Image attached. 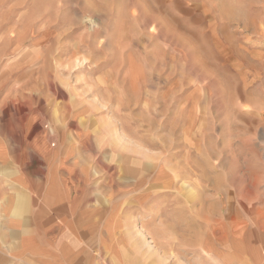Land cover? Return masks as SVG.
Returning a JSON list of instances; mask_svg holds the SVG:
<instances>
[{
    "label": "rangeland",
    "instance_id": "374dc122",
    "mask_svg": "<svg viewBox=\"0 0 264 264\" xmlns=\"http://www.w3.org/2000/svg\"><path fill=\"white\" fill-rule=\"evenodd\" d=\"M35 131L76 143L101 132L106 157L82 148L93 180L129 179L139 164L141 192L160 198L145 204L149 227L179 195L205 217L264 211V0H0V147Z\"/></svg>",
    "mask_w": 264,
    "mask_h": 264
},
{
    "label": "crops",
    "instance_id": "0c3cea01",
    "mask_svg": "<svg viewBox=\"0 0 264 264\" xmlns=\"http://www.w3.org/2000/svg\"><path fill=\"white\" fill-rule=\"evenodd\" d=\"M87 144L106 157L108 145L101 132L76 143L35 131L18 149L0 147V156L19 157L0 160V264H142L145 251L146 263L156 264L157 247L180 257L195 255L191 261L179 258L163 264H211L196 257L211 248L230 256L226 264H264V211L205 217L198 209L188 211L197 201L179 195L167 201L169 209L173 203L180 206L169 211L162 227H149L141 220L142 212H149L160 198L141 192L145 185L140 186V165L129 179L93 180L83 150ZM106 169L95 164L101 177ZM204 233L211 235L210 244L204 243ZM188 234L196 236L194 243H188ZM221 236L228 240L222 250L216 244Z\"/></svg>",
    "mask_w": 264,
    "mask_h": 264
},
{
    "label": "bare ground",
    "instance_id": "6f19581e",
    "mask_svg": "<svg viewBox=\"0 0 264 264\" xmlns=\"http://www.w3.org/2000/svg\"><path fill=\"white\" fill-rule=\"evenodd\" d=\"M116 141H117V139H115ZM118 144V143H117ZM128 168H129V170H130V172H133V171H136L135 170V166L134 165H131V167H127L126 169L128 170ZM113 171V170H112ZM205 252H207V251H205ZM208 258V257H207ZM222 260V259H221ZM209 262H211V264H223L222 262H220V263H218V262H214L213 261V258H211L210 260H208ZM207 264H209V263H207Z\"/></svg>",
    "mask_w": 264,
    "mask_h": 264
}]
</instances>
